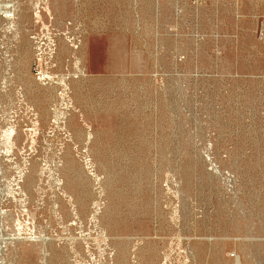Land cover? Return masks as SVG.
<instances>
[{
	"label": "rangeland",
	"instance_id": "rangeland-1",
	"mask_svg": "<svg viewBox=\"0 0 264 264\" xmlns=\"http://www.w3.org/2000/svg\"><path fill=\"white\" fill-rule=\"evenodd\" d=\"M0 154V264H264V0H0Z\"/></svg>",
	"mask_w": 264,
	"mask_h": 264
},
{
	"label": "bare ground",
	"instance_id": "bare-ground-1",
	"mask_svg": "<svg viewBox=\"0 0 264 264\" xmlns=\"http://www.w3.org/2000/svg\"><path fill=\"white\" fill-rule=\"evenodd\" d=\"M49 10V9H48ZM47 13V12H46ZM41 15V14H40ZM39 20V19H38ZM44 27V26H43ZM45 28V27H44ZM16 30V29H15ZM47 35V34H46ZM49 35V34H48ZM53 38V37H52ZM41 43V42H40ZM39 44V43H38ZM55 46V45H54ZM52 48V47H51ZM47 59V58H46ZM47 61V60H46ZM46 80V79H45ZM66 80V79H65ZM64 80V81H65ZM50 81V80H49ZM61 82V81H60ZM69 92V91H68ZM67 98V97H66ZM66 100V99H65ZM65 102V101H64ZM65 121V120H64ZM61 124V123H60ZM64 124V123H63ZM40 126V125H39ZM35 127V126H34ZM42 129V128H41ZM16 130V129H15ZM16 133V132H15ZM32 136V135H31ZM14 140V139H13ZM31 140V139H30ZM16 141V140H15ZM11 146H13V145H11ZM10 149V148H9ZM1 155V154H0ZM6 156V155H5ZM4 156V157H5ZM20 174V173H19ZM61 189V188H60ZM63 196H64V194H63ZM66 197V196H65ZM69 198V197H68ZM70 199V198H69ZM72 199V198H71ZM96 203V202H95ZM98 204V203H97ZM95 206V205H94ZM96 213V212H95ZM79 219V218H78ZM94 220V219H93ZM3 227V226H2ZM67 232V231H66ZM7 239V238H6ZM81 240V239H80ZM2 242V241H1ZM68 242V241H67ZM68 244V243H67ZM74 244V243H73ZM72 244V245H73ZM85 245H87V244H85ZM104 245V244H103ZM68 246H70V245H68ZM71 248V247H70ZM75 248V247H74ZM77 253V252H76ZM82 264V263H81Z\"/></svg>",
	"mask_w": 264,
	"mask_h": 264
}]
</instances>
